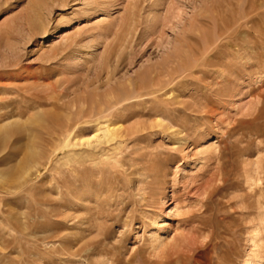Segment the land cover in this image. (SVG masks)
Here are the masks:
<instances>
[{
  "label": "rangeland",
  "instance_id": "1",
  "mask_svg": "<svg viewBox=\"0 0 264 264\" xmlns=\"http://www.w3.org/2000/svg\"><path fill=\"white\" fill-rule=\"evenodd\" d=\"M31 1L0 0V264H264V0Z\"/></svg>",
  "mask_w": 264,
  "mask_h": 264
},
{
  "label": "bare ground",
  "instance_id": "2",
  "mask_svg": "<svg viewBox=\"0 0 264 264\" xmlns=\"http://www.w3.org/2000/svg\"><path fill=\"white\" fill-rule=\"evenodd\" d=\"M30 5L27 8L25 17L24 19V26H29L30 28H40L43 29L44 26L43 24H41L40 22L43 20L42 19V14H41V10H42V3L40 0H32L31 2H29ZM40 23V24H39ZM28 28V27H27ZM44 30V29H43ZM2 104V103H1ZM100 113V112H99ZM104 113V112H103ZM90 121V120H89ZM87 123V121L85 122ZM120 129V128H119ZM99 130V129H98ZM116 130V129H115ZM123 130V129H122ZM107 131V130H106ZM117 131V130H116ZM119 131V130H118ZM117 131V132H118ZM48 132V131H47ZM51 132V131H50ZM52 134V133H51ZM108 134H109V130H108ZM101 135V133H100ZM107 135V134H106ZM59 137V136H58ZM56 138V137H55ZM71 138V137H70ZM85 141V140H84ZM88 141V140H87ZM70 142V141H69ZM90 142V141H89ZM88 142V143H89ZM70 145V143L68 144ZM212 150V149H211ZM49 151V150H48ZM206 151V150H205ZM48 153V152H47ZM49 154V153H48ZM154 235L153 238H155ZM257 244V243H256ZM256 244L254 243V250L252 251V253L250 254V258H248L249 260L247 261L246 264H258L259 261H261L262 256L260 257L258 251L256 250ZM263 259V258H262Z\"/></svg>",
  "mask_w": 264,
  "mask_h": 264
}]
</instances>
